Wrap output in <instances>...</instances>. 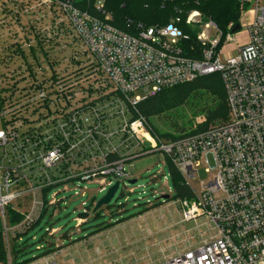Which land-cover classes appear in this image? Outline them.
<instances>
[{"label":"built area","instance_id":"1","mask_svg":"<svg viewBox=\"0 0 264 264\" xmlns=\"http://www.w3.org/2000/svg\"><path fill=\"white\" fill-rule=\"evenodd\" d=\"M13 1L17 13L33 2L56 14L51 30L58 35L65 25L73 32L88 69L100 73L95 81L110 88L80 98L76 76L41 79L27 61L0 76V214L6 238L5 209L14 200L20 199L14 207L24 214L15 228L27 229L45 207H61V191L48 199L52 188L64 185L84 197L90 193L81 181L95 182L98 175L99 191L106 192L117 180L126 185L135 178L128 161L161 151L190 186L196 162H205L211 178L201 182L192 201L183 200V215H206L216 233L156 264H264V2L256 0L250 9L248 43L223 59V42L233 39L235 25L226 35L213 20L201 24L199 10L188 11L185 19L200 24L193 36L181 27L180 15L164 24L139 23L132 33L111 23L104 2L94 4V14L81 0ZM212 27L219 30L216 39ZM216 72L229 109L228 121L219 126L165 139L138 109L157 92ZM23 197L31 199L27 209ZM90 201H82L83 212L92 208Z\"/></svg>","mask_w":264,"mask_h":264},{"label":"rangeland","instance_id":"2","mask_svg":"<svg viewBox=\"0 0 264 264\" xmlns=\"http://www.w3.org/2000/svg\"><path fill=\"white\" fill-rule=\"evenodd\" d=\"M240 1V29L232 32V40H224L220 51L223 59L237 54L239 48L249 41L248 25L253 18L250 9L256 7V0L251 3L250 0ZM100 2L104 0H95L94 4ZM33 4H25L26 10L21 8L20 13H17L13 0H0V76L27 61L41 79L55 74L76 76L77 82L80 81V98L83 92L88 93L86 96L89 98L98 97L100 92L105 93L110 87L106 82H101L105 85L99 87V82L95 80L101 77L100 73H91L88 69L85 64L87 56L81 53L82 46L72 36L73 32L65 25L59 35L56 31L52 32L51 25L56 20V14L46 8H35ZM65 27L66 32L63 31ZM223 31L228 35L229 27ZM36 33H41L45 49L51 50L50 58L41 52ZM209 34L216 39L219 30L212 27ZM205 81L208 84L215 83L209 79ZM217 97L213 89L195 86L186 100L175 98L171 101L170 98L162 113L152 117L151 122L165 137L166 134L180 136L206 131L227 122L229 118V113L226 118L210 120L208 117L209 109L215 105ZM113 125L119 126V123L116 121ZM115 141L119 144L120 136L115 137ZM127 168L134 174L135 178L132 179H137V182L122 183L110 204L103 206L97 216L91 214L83 218L79 213L84 211L83 200L90 201V195L95 196L94 207L105 194L99 191L100 184L96 181L101 177L98 175L93 178L95 182L81 181L80 185H86L90 193L84 197L76 195L74 190H64V185L52 188L48 192V199L56 191H61L57 195L61 207H48L43 221L30 231L27 242L29 253L22 256L20 261L40 252L38 245L46 243L39 240L43 235L47 241L54 239L57 248L47 255L21 264H156L164 257L198 245L216 233L214 222L206 215L184 219V199L175 197L171 169L161 151L135 157L127 162ZM206 168L204 161L196 162V176L189 180L194 194L200 192L202 181L207 182L211 178ZM167 186L171 187L172 193L166 190ZM160 191L163 193L160 194ZM166 194L170 195L168 199L163 198ZM194 196L188 200L192 201ZM30 200L22 198L23 208H28ZM19 202L20 199H16L11 205L15 206ZM92 208L86 209V212H91ZM6 213L9 219V208ZM105 222L109 226L101 228ZM51 228H55L50 230L53 234H46Z\"/></svg>","mask_w":264,"mask_h":264},{"label":"trees","instance_id":"3","mask_svg":"<svg viewBox=\"0 0 264 264\" xmlns=\"http://www.w3.org/2000/svg\"><path fill=\"white\" fill-rule=\"evenodd\" d=\"M94 1L95 0H81L80 6L84 9L90 10L94 14H98L97 10L94 8ZM240 5V0H104V9L112 16L111 23L125 31L134 33L139 23L146 26L154 25L155 23L164 24L170 21L173 17L180 15L183 17V20L180 23L181 27L185 32L192 34L193 36H196L197 31L200 29V24L191 26L185 22L188 11H201L204 16V21H201V24L209 20H213L217 26L223 30L229 27L230 24L236 25L239 23L241 17ZM37 37L41 52H44L47 58H50L51 50L45 49L41 36ZM33 50L35 52V49ZM206 79L213 80L215 83L208 84L205 81ZM195 86L211 88L218 94L217 102L209 109L208 117L210 120L226 118V115L229 113V109L222 77L218 72L201 76L193 81L178 84L157 92L156 94L141 101L138 104V109L149 120L153 129L161 137L169 139L188 135L174 136L166 134L167 136L165 137L151 122V118L162 113L170 98L171 101L175 100V98L186 100L188 95H190L191 88H194ZM169 166L171 169L175 197L181 199H191L195 195L194 190L187 182L184 181L182 175L174 165L170 164ZM45 194H47V191H45ZM94 198L90 201V206L92 205V207ZM7 208L10 209L9 219L6 213ZM7 208L5 209V217L8 227V239L5 234L3 218L0 214V264H21L25 261L34 259L35 257L47 255L57 248L54 239H48L47 241V238L43 235L39 240H44L46 243L38 245L37 249L40 250V252L37 255L27 257L20 261L22 256L29 253V250L27 249V242L30 237V231L40 225L48 212V207H45L42 210L36 223L27 229L15 228L18 227L23 220L24 214L20 210L16 209L13 204H10ZM98 211L95 213L96 216L98 215ZM108 226L109 223H106L101 228H107ZM46 234H48V232H46Z\"/></svg>","mask_w":264,"mask_h":264},{"label":"water","instance_id":"4","mask_svg":"<svg viewBox=\"0 0 264 264\" xmlns=\"http://www.w3.org/2000/svg\"><path fill=\"white\" fill-rule=\"evenodd\" d=\"M240 29V23H237L235 27L233 28V31H236ZM137 182V179H131L130 183ZM120 187V180H117L113 185H111L105 194L96 202L94 207L92 208L91 212H80L79 216L83 218H88L89 215L95 214L99 209H101L103 206L110 204L113 197L115 196L117 190ZM170 197L169 194L163 195V198L168 199Z\"/></svg>","mask_w":264,"mask_h":264},{"label":"crops","instance_id":"5","mask_svg":"<svg viewBox=\"0 0 264 264\" xmlns=\"http://www.w3.org/2000/svg\"><path fill=\"white\" fill-rule=\"evenodd\" d=\"M188 248V247H187ZM186 248H184L183 250H185ZM183 250H181V251H183Z\"/></svg>","mask_w":264,"mask_h":264}]
</instances>
